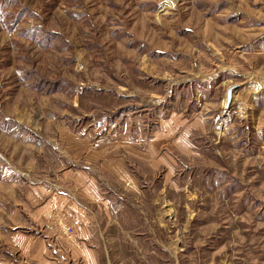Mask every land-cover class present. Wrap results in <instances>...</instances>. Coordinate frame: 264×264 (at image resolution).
<instances>
[{"label":"rangeland","instance_id":"1","mask_svg":"<svg viewBox=\"0 0 264 264\" xmlns=\"http://www.w3.org/2000/svg\"><path fill=\"white\" fill-rule=\"evenodd\" d=\"M44 240L264 264V0H0V264Z\"/></svg>","mask_w":264,"mask_h":264},{"label":"crops","instance_id":"2","mask_svg":"<svg viewBox=\"0 0 264 264\" xmlns=\"http://www.w3.org/2000/svg\"><path fill=\"white\" fill-rule=\"evenodd\" d=\"M44 197L45 195L43 188L41 190L39 189V200L42 201ZM49 197H51L49 196V194L46 195V198ZM58 204H59L58 198H54L53 196L48 203L40 207L39 214L41 215V220H43V218L45 217L44 215H47V217L51 216L50 212L51 211L53 212L54 209L58 207ZM42 245H43V250H41L38 255H35L37 257V260H40V264H61L60 260L53 258V256L51 255V249L49 248V244L46 242V240L42 241ZM79 253L78 250L76 249L73 253V256L75 255L77 257Z\"/></svg>","mask_w":264,"mask_h":264},{"label":"water","instance_id":"3","mask_svg":"<svg viewBox=\"0 0 264 264\" xmlns=\"http://www.w3.org/2000/svg\"><path fill=\"white\" fill-rule=\"evenodd\" d=\"M231 99H232V88H230V89L228 90V98H227L228 103L231 102Z\"/></svg>","mask_w":264,"mask_h":264}]
</instances>
